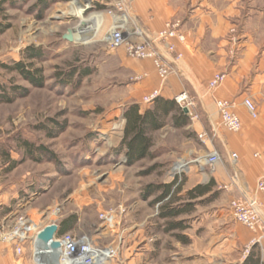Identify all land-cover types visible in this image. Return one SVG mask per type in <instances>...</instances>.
Here are the masks:
<instances>
[{
    "label": "rangeland",
    "instance_id": "1",
    "mask_svg": "<svg viewBox=\"0 0 264 264\" xmlns=\"http://www.w3.org/2000/svg\"><path fill=\"white\" fill-rule=\"evenodd\" d=\"M8 1L0 0V100L10 99L0 101V194L6 192L11 213L0 222L11 227L23 216L59 224L74 216L75 233L115 248L118 262L136 256L139 264H222L216 255L206 259L212 249L205 239L207 203L189 215L161 218L168 199L146 194L148 186L180 178L181 201L175 207L188 202L185 193L193 184L211 177L204 160L218 150L201 107L193 101L197 118L187 128L166 126L153 133L150 155L129 163L120 147L122 112L133 101L149 105L142 102L145 96L134 95L141 78L127 64L138 60L107 45L108 11L98 0L84 9L79 7L84 0H71L51 5L38 19L31 10L36 0ZM81 23L84 31L98 26L97 37L62 39ZM28 47L39 49V57L27 60L22 52ZM15 62L27 64L39 82L3 67ZM181 164L185 169L177 175ZM176 223L183 229L170 230ZM249 247L224 248L229 262L224 264H237ZM32 255L30 244L22 256L12 253L15 260Z\"/></svg>",
    "mask_w": 264,
    "mask_h": 264
},
{
    "label": "crops",
    "instance_id": "2",
    "mask_svg": "<svg viewBox=\"0 0 264 264\" xmlns=\"http://www.w3.org/2000/svg\"><path fill=\"white\" fill-rule=\"evenodd\" d=\"M90 1H79V7L87 8ZM98 1L99 8L112 9L114 0ZM127 1L143 30L157 41L164 57L169 62L173 59L176 65L175 73L160 80L151 60H138L131 65L125 62L131 73L141 78L136 84L135 97L159 91L160 97L174 99L185 92L201 107L202 115L213 127V142L222 160L206 183L198 181L192 186L212 181V190L217 193L206 202L210 210L206 216L209 223L205 239L207 246H212L206 259L216 255L222 264L229 263L222 254L224 248L250 246L237 264H244L249 252L252 257L246 264H264V192L256 189L257 183L264 181V0ZM107 16L106 33L113 25L111 16L108 13ZM169 27L185 38L184 43L177 39L166 41L174 47L171 54L165 52L164 41L158 38L159 33ZM217 73L226 78L218 88L210 91L208 82ZM215 100L230 104L241 121L238 133H231L220 125ZM135 103L140 104L139 101ZM249 103L256 108L255 119L246 109ZM231 154H236L235 161ZM6 197V192L0 194L2 222L11 213ZM233 200L256 203L260 221L254 231L234 222L230 210ZM75 228L68 232L80 235L75 233ZM91 240L98 244L93 238ZM207 249L205 254H208ZM13 252L12 248L0 243V264H35L25 257L13 259ZM138 260L136 256H126L121 262L117 259L107 264H139Z\"/></svg>",
    "mask_w": 264,
    "mask_h": 264
},
{
    "label": "built area",
    "instance_id": "3",
    "mask_svg": "<svg viewBox=\"0 0 264 264\" xmlns=\"http://www.w3.org/2000/svg\"><path fill=\"white\" fill-rule=\"evenodd\" d=\"M90 2L93 3L92 0ZM108 14L113 20V25L106 36L109 48L112 50L123 48L128 57L136 60H151L160 80H164L170 74L175 73L174 60L169 62L164 57L157 41L143 30L131 13L127 0H114L112 9L108 10ZM158 38L164 41L163 47L165 52L169 54L174 53V47L166 41L177 39L181 43L185 42L184 36L176 33L170 27L168 30L160 32ZM225 78L226 76L222 73L214 74L208 82L209 90L214 91L223 83ZM157 96H159V91H153L145 96L142 102L149 105ZM174 101L188 112L191 120L197 118L191 113L194 102L185 92L175 96ZM215 104L220 125L231 133H238L241 130V121L231 110L230 104L223 100H215ZM246 109L251 118L257 117V111L253 104H247ZM231 159L235 161L236 154H231ZM204 162L213 173L216 165L221 162L219 152L215 150L209 152ZM184 169L185 166L181 164L176 168L175 174L180 175ZM178 179L180 181V178ZM256 189L259 192H264V181H259ZM230 210L232 218L236 222L251 231L255 230L260 221V211L253 200L247 202L233 200L230 203ZM102 217L108 220V217ZM49 225L58 227L56 221L42 225L23 216L16 218L11 227L0 222V242L12 248L17 256H22L25 246L30 244L32 259L35 264H107L118 259V252L115 248L95 244L87 235H75L68 232L59 236L57 230L51 241L41 244L37 240L38 234ZM54 242L58 243L59 246L52 247Z\"/></svg>",
    "mask_w": 264,
    "mask_h": 264
},
{
    "label": "trees",
    "instance_id": "4",
    "mask_svg": "<svg viewBox=\"0 0 264 264\" xmlns=\"http://www.w3.org/2000/svg\"><path fill=\"white\" fill-rule=\"evenodd\" d=\"M8 0H2V3ZM15 0H9L13 2ZM27 2L30 0H22ZM71 0H36L31 10H37L36 17L42 18L43 12L51 5L58 2H68ZM21 2V1H20ZM40 50L31 47L26 48L22 54L27 60H33L39 57ZM5 69L14 70L18 72L24 79L37 84L35 80L34 72H32L27 64L22 62H15L12 67L3 66ZM39 82V81H38ZM16 91V88L14 89ZM2 102H10L8 98H2ZM122 119L124 121L122 135L120 140V147L124 152L129 163H135L147 158L150 155L152 148V134L170 126L173 129L181 130L190 125L191 118L187 111L181 108L175 103L174 99H165L157 96L148 107L142 108L140 104L132 102L129 103L122 112ZM13 167V166H11ZM181 181L178 179L173 180L169 184H164L153 188L148 186L146 194L159 193L157 201H163L168 199V202L163 206V212L160 214L161 218H176L182 215L191 214L196 205L206 203L210 199L214 198L217 193L213 192V183L210 181L207 185H198L185 193V199L188 201L185 204H178L173 207V204L181 201L178 196L181 192ZM207 195H209L207 197ZM76 217L70 216L62 220L58 224L57 235H63L71 231L76 226ZM183 229L181 223L172 224L169 228ZM179 241H183V236H177ZM252 257V253L249 252L244 262L246 264ZM253 264V263H252Z\"/></svg>",
    "mask_w": 264,
    "mask_h": 264
},
{
    "label": "water",
    "instance_id": "5",
    "mask_svg": "<svg viewBox=\"0 0 264 264\" xmlns=\"http://www.w3.org/2000/svg\"><path fill=\"white\" fill-rule=\"evenodd\" d=\"M84 30V24L81 23L80 25H78L77 27L73 28V29H69L63 36L62 39L67 41V42H73L75 39V36L80 34L82 31ZM58 227L56 225H49L47 227H45L39 234L37 237V240L41 243V244H46L47 242L51 241L55 235V233L57 232ZM52 247H58L59 244L58 243H52L51 245Z\"/></svg>",
    "mask_w": 264,
    "mask_h": 264
},
{
    "label": "bare ground",
    "instance_id": "6",
    "mask_svg": "<svg viewBox=\"0 0 264 264\" xmlns=\"http://www.w3.org/2000/svg\"><path fill=\"white\" fill-rule=\"evenodd\" d=\"M80 13H82V10H80ZM98 32H99L98 26L96 27L92 25L89 28H87L85 31L83 30L80 34L76 35L74 42H76L77 40L80 42V41L90 40L91 38H95L97 37Z\"/></svg>",
    "mask_w": 264,
    "mask_h": 264
}]
</instances>
